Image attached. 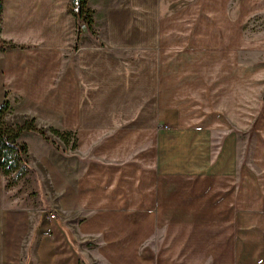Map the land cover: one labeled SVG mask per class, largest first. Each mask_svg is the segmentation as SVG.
Here are the masks:
<instances>
[{
	"label": "crops",
	"instance_id": "obj_1",
	"mask_svg": "<svg viewBox=\"0 0 264 264\" xmlns=\"http://www.w3.org/2000/svg\"><path fill=\"white\" fill-rule=\"evenodd\" d=\"M69 2H1L5 122L44 135L32 198L0 172V264H264V0L97 4L102 45Z\"/></svg>",
	"mask_w": 264,
	"mask_h": 264
},
{
	"label": "trees",
	"instance_id": "obj_2",
	"mask_svg": "<svg viewBox=\"0 0 264 264\" xmlns=\"http://www.w3.org/2000/svg\"><path fill=\"white\" fill-rule=\"evenodd\" d=\"M67 12L73 15L76 23L77 20H82L86 27L87 25L91 26L93 22L92 11L89 10L87 6V0H70ZM14 47V45L7 44L5 48ZM8 110L9 104L5 101L0 106V172L8 177L6 186L13 185V183H16L18 180H24L29 173V167L26 161L28 151L27 145L17 141L20 134L24 131L32 130L38 131L41 135H44L41 130L35 128L34 120H27L22 125L7 124L3 116ZM50 132L64 140L66 139L64 135L67 136L69 134L60 132L56 129H50ZM74 146L75 144L73 142L72 147Z\"/></svg>",
	"mask_w": 264,
	"mask_h": 264
},
{
	"label": "rangeland",
	"instance_id": "obj_3",
	"mask_svg": "<svg viewBox=\"0 0 264 264\" xmlns=\"http://www.w3.org/2000/svg\"><path fill=\"white\" fill-rule=\"evenodd\" d=\"M235 1L237 2L238 0H235ZM0 2H2V0H0ZM119 3H120V0H87V4L90 8L89 10L93 9V6L97 5V4L102 5L103 9H105L107 6H113V5H116ZM92 13H93V11H92ZM262 15H260V16L254 15V16L248 18V20L246 21V26L244 27V33L246 34V36H258L260 33H262L264 31V15L263 16ZM0 31H1V10H0ZM77 31H78V34H77ZM87 35L92 37V39L90 41H89ZM78 37H79V39L81 38V40L83 39L82 42L86 43V44L92 43V40L96 39L97 44L102 45V41H103V40L101 41V39H103V34L101 33V39H100L99 30L98 29L96 30L95 26H92V24H91V26H88V25H87V27L84 26V22L82 20H77V23H76V41H77ZM7 44H4L0 41V51H2L6 47ZM2 92H3V90L1 88L0 89V106L5 102V100L3 101ZM3 119H4V121H6L5 116H3ZM49 133H51V132H49ZM54 136H56V135H54ZM246 137H247V135L242 136V139H241V142H242L241 150H242V155H243L242 156V160H243L242 163H244L246 161V159L248 157V152H249V145H248V140L246 139ZM11 176H13V175H11ZM29 183H30V174L24 180L16 181L15 188L11 189L10 192H12V193L16 192L18 194V196L21 197V199H20L21 202H23V200H25V199L28 200V196H30L32 198V195H33L31 188L28 187ZM18 205H19V203H18ZM81 258H83V257H81ZM96 261L98 262V264H101V262H99L97 257H96ZM83 262L85 264H87L86 260H83Z\"/></svg>",
	"mask_w": 264,
	"mask_h": 264
},
{
	"label": "built area",
	"instance_id": "obj_4",
	"mask_svg": "<svg viewBox=\"0 0 264 264\" xmlns=\"http://www.w3.org/2000/svg\"><path fill=\"white\" fill-rule=\"evenodd\" d=\"M54 214L53 213H51L50 215H49V217H51V218H54Z\"/></svg>",
	"mask_w": 264,
	"mask_h": 264
}]
</instances>
